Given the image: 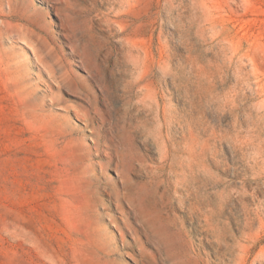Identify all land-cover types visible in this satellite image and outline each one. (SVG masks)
Returning <instances> with one entry per match:
<instances>
[{
  "label": "rangeland",
  "instance_id": "1",
  "mask_svg": "<svg viewBox=\"0 0 264 264\" xmlns=\"http://www.w3.org/2000/svg\"><path fill=\"white\" fill-rule=\"evenodd\" d=\"M0 264H264V0H0Z\"/></svg>",
  "mask_w": 264,
  "mask_h": 264
}]
</instances>
